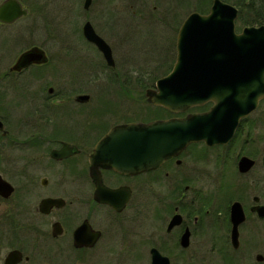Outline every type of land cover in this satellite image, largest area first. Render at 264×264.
<instances>
[{
  "label": "flooded vegetation",
  "instance_id": "1",
  "mask_svg": "<svg viewBox=\"0 0 264 264\" xmlns=\"http://www.w3.org/2000/svg\"><path fill=\"white\" fill-rule=\"evenodd\" d=\"M19 1L26 15L11 23L0 21V30L4 32L6 28L11 30L15 25L24 24L25 31L34 35L37 27H41L39 19H44L45 9L35 8L28 0ZM166 1L91 0L86 7L84 0L89 17L82 33L94 54L80 62L83 58L74 48L75 51L61 52L58 57L61 55L67 61L71 56L76 58L83 74L88 75L86 82L70 81L74 79L70 77L58 87L52 84L41 87L30 82L16 87L18 76L40 67L50 71L47 66L56 64L58 57H52L44 45L33 44L22 53L38 46L45 51L47 61L15 69L21 53L12 66L2 67L0 175L9 182L12 191L7 195L0 193V264H6L11 253L8 264H264V163L258 178L241 183L219 178L218 183L214 180L215 190L210 193L193 188L190 174L181 171L191 147L203 144L204 150L198 154L200 160L207 161L209 149L221 148L224 154H218L216 159L227 167L231 156L227 153L231 148L236 153V172L250 178L259 165L258 152L262 151L264 158V98L241 118L234 137L227 144L193 143L178 156L142 172H121L101 165L94 172L98 177L92 172L95 165L91 157L114 127L197 111L192 108L173 113L152 104L168 115L147 121L132 120L128 119L125 101L99 99L96 105L92 98L91 91L95 88L113 92L137 91L144 84H148L145 92L155 88L157 80L174 68L178 36L186 19L194 12L207 14L214 3V0H179L180 5L175 8L174 0V5L163 8ZM223 1L238 8L237 32H241L237 25L242 17L245 20L241 19L242 30L264 25V0ZM151 2H156L152 10ZM244 5L251 17L247 16ZM179 7L186 11L182 18ZM35 10L36 19L31 18ZM88 22L111 49L110 60L85 36ZM170 30L177 34L175 54L173 46L165 45L167 38V44L171 45ZM154 36L164 41V47L156 55L146 53L148 48L143 45L146 37ZM171 56L175 57L173 62ZM152 58L159 59L156 66L144 67L143 61ZM146 74L164 75L149 85L142 76ZM101 75H107L109 82H98ZM9 88L11 92L5 94ZM15 89H22L29 103L25 113L18 115V121L13 124L6 114ZM85 94L89 99H79ZM212 105L208 102L200 111H208ZM8 154L18 155L17 168ZM243 156L255 160L247 172L239 169ZM256 182L263 188L248 194L250 185ZM147 185L153 187L151 197L143 195ZM237 202L243 219L235 227L232 214ZM4 249L7 251L3 253Z\"/></svg>",
  "mask_w": 264,
  "mask_h": 264
},
{
  "label": "water",
  "instance_id": "2",
  "mask_svg": "<svg viewBox=\"0 0 264 264\" xmlns=\"http://www.w3.org/2000/svg\"><path fill=\"white\" fill-rule=\"evenodd\" d=\"M90 3L91 0H86L85 6ZM26 13L19 0H5L0 6V21L11 23ZM237 17L238 8L223 0H214L207 14L192 13L179 33L178 56L172 72L146 91L150 103L173 113L208 102L213 103L212 107L185 116L114 127L91 157L95 165L93 174L98 165L127 173L150 170L178 156L193 143L204 141L214 146L227 144L234 137L241 118L264 98V25L237 32ZM85 36L111 59V49L89 22L85 25ZM45 61V51L35 46L21 54L14 68ZM89 97L85 94L79 99ZM2 126L0 120V129ZM254 163V159L243 156L239 169L247 172ZM11 191L9 182L0 175V193L7 195ZM238 206V202L233 206L235 227L243 219Z\"/></svg>",
  "mask_w": 264,
  "mask_h": 264
},
{
  "label": "rangeland",
  "instance_id": "3",
  "mask_svg": "<svg viewBox=\"0 0 264 264\" xmlns=\"http://www.w3.org/2000/svg\"><path fill=\"white\" fill-rule=\"evenodd\" d=\"M2 0H0V3ZM28 2H32L35 5V8L37 7H43L45 9V16L44 19H39V26L37 27V30L35 31V34L32 35L29 32H26L24 27L25 25H15L8 30L3 32V29L0 30V74L3 72L4 68H9L12 66V64L15 62L16 58L29 46L33 44L38 45H44L47 47L49 53L52 55V57L58 55L61 52H71L74 50V48H77V51L80 53V57L86 59L85 57L92 54V48L84 42V37L82 33V26L85 22V20L89 17L87 12L84 10V0H28ZM130 1H128L129 3ZM156 2H151L150 10L153 9V6ZM174 0H168L165 2V6L163 8L170 7L171 5H174ZM175 8L180 5L179 0H175ZM210 6V5H209ZM244 10L247 13L248 17H251V15L247 11V6L244 5ZM209 8V7H208ZM255 10V9H254ZM178 11H180V18L184 17L186 15V11L184 12L180 7L178 8ZM246 13H244V16H246ZM37 11H34V14L31 18L36 19ZM43 15V14H42ZM90 15V14H89ZM243 14L241 15V17ZM127 17V15H126ZM151 16L149 15V18ZM244 18V17H242ZM43 19V20H42ZM80 23H79V21ZM45 23V24H44ZM77 23V25L75 24ZM75 24V25H74ZM243 25L241 19H239V23L237 25V29L239 31H242ZM77 30V31H76ZM171 31V30H170ZM172 32V31H171ZM170 32V33H171ZM165 35H169V33H164ZM3 35V36H1ZM176 32L171 33V40L168 42V38L166 39L167 46H173V53L175 54V43H176ZM145 39V38H143ZM76 45V46H75ZM143 45L148 48V51L146 53H150L152 55H156L160 53L161 48L164 47V41L160 37H146V39L143 42ZM76 51V52H77ZM77 54V53H76ZM94 54V53H93ZM93 54L91 56H93ZM171 62L175 60L174 56H171ZM68 61L63 58V56H59L54 65H49L47 67H50V71L46 67H40L31 71H28L27 74L23 76H18L15 78V86L16 87H23L30 83H37L38 85L41 84V87L44 86V84H52L55 86H59L58 84L67 83L70 79V77L74 78L71 79L75 80L76 82H86L88 75L83 74L81 71V68L79 67V61H77L76 58L70 57ZM87 60V59H86ZM159 59L152 58L148 60L143 61L144 67H152L156 66V63ZM5 68V69H6ZM53 73V74H50ZM28 75V76H27ZM164 74H155V75H142L143 78L146 80V83L154 84L155 80L157 78L162 77ZM62 76L64 78H62ZM27 77V78H26ZM141 77V76H140ZM98 82L101 83H107L109 82L107 75H101L99 76V79H97ZM4 81H2L3 83ZM148 84H144L142 89L139 90H121L120 92H113L110 89L107 90H99L98 88H95L94 91H91L92 98L95 99V104H99V99H121L125 101L123 104L127 105L126 109L128 111V119H138V120H151L158 117H164L167 116L168 113L164 112L161 109H158L157 107L153 106L151 103L147 101V98L145 96V90ZM11 88L5 90V94L11 92ZM15 95L11 96L10 98V107L8 114V119L11 123L16 124L18 121V115L24 114L26 110V104L29 102L26 100L25 97L26 94H24V91L22 89L18 90L15 89L13 91ZM81 92V90L79 91ZM116 93L117 95H115ZM9 95V94H8ZM93 103V102H92ZM4 105V104H3ZM138 110V113H137ZM139 115L141 117H136V115ZM203 144H196L191 147V153L187 157H185V163L181 166L182 172L184 174L189 173L190 178L193 179L194 182L193 188L195 189H203L202 191L207 193L205 190L210 193V190H215V183L214 180L217 181L218 179H227L228 181H234L237 180L239 183L242 181H247L246 179L251 178H258L262 174V165L264 163L263 158V152H258V159H259V165L253 170L252 176L249 177H243L240 176L236 170H235V159H236V153L229 149L231 152L227 153L230 156V164L226 167V165L220 164L217 162L216 156L220 153L224 154V150L221 148H212L208 150V153L210 154L207 161H204V159H199V155L204 149ZM227 152V149H225ZM192 152L195 154L193 155ZM13 158L11 159V157ZM17 156L16 154H8L9 159L12 161V165L17 168ZM226 168H228V171H226ZM1 169L4 172H7V169H4L2 166ZM263 185L256 182L252 183L250 185V190L248 191V194H252L253 192H256V190L262 189ZM153 194V187L152 186H145L144 196L151 197ZM147 200V198H146ZM7 249L3 250V253L6 252Z\"/></svg>",
  "mask_w": 264,
  "mask_h": 264
},
{
  "label": "trees",
  "instance_id": "4",
  "mask_svg": "<svg viewBox=\"0 0 264 264\" xmlns=\"http://www.w3.org/2000/svg\"><path fill=\"white\" fill-rule=\"evenodd\" d=\"M242 19V18H241ZM243 22H245V20L242 19ZM203 108L202 107H195L193 108L192 110H202Z\"/></svg>",
  "mask_w": 264,
  "mask_h": 264
}]
</instances>
